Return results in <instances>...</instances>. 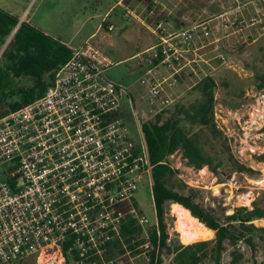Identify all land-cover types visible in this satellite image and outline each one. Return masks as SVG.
<instances>
[{
  "label": "built area",
  "instance_id": "2783aa9c",
  "mask_svg": "<svg viewBox=\"0 0 264 264\" xmlns=\"http://www.w3.org/2000/svg\"><path fill=\"white\" fill-rule=\"evenodd\" d=\"M151 2L145 12L157 41L142 54L150 69L141 83L154 111L171 104L161 97L166 84L176 83L187 67L197 73L189 58L197 33L190 28L170 33L158 0ZM240 13L232 9L222 14L221 30L242 32L261 22L259 15L241 21ZM101 24L108 32L116 29L109 16ZM218 57L225 62L223 54ZM113 65L88 41L56 71L45 95L0 118V264H18L50 250L66 262L67 243L76 264H126L125 256L130 264L140 256L149 259L153 245L147 231L141 246L147 253L107 259L127 214L141 225L149 222L135 207L125 211L117 205L132 202L146 177L151 189L153 167L143 133L138 140L129 136L117 115L127 88L105 77ZM161 66L171 75L157 78Z\"/></svg>",
  "mask_w": 264,
  "mask_h": 264
},
{
  "label": "trees",
  "instance_id": "16d2710c",
  "mask_svg": "<svg viewBox=\"0 0 264 264\" xmlns=\"http://www.w3.org/2000/svg\"><path fill=\"white\" fill-rule=\"evenodd\" d=\"M148 6L151 9L150 3ZM120 12L125 14L123 8L116 7L111 12L110 19L115 21ZM13 33L14 36L0 60V118L45 95L53 84L56 71L75 51L30 23L20 22L18 17L0 8V51ZM262 77L264 79V76ZM18 79H27L31 84H22ZM194 86L200 96L191 104H177L166 119L164 115L169 111L168 108L156 113L155 118L150 121H140V130L144 135L153 166L150 192L157 223L146 228L133 214H127L120 235L109 245L108 260L117 259L128 252L133 256L142 253L141 246L146 243L144 235L147 231L153 245L147 253L149 259L145 258L149 264H163L162 255L165 249L169 254H173L172 264H222L227 242L235 246L243 241L255 246V235L264 233V227H258L254 223L264 219V207L255 203L253 209L240 207L232 214L208 210L197 201L198 189L181 180L179 170L169 163L172 155L182 152L187 162L198 169L208 166L219 174V168L226 166L225 158L213 155V152L208 150L206 141L209 138L219 142L220 130L215 121L216 79L207 75ZM261 88H264V83ZM226 160L231 161L232 158L228 157ZM232 165L241 172L251 170L234 161ZM174 203L183 205L193 216L214 230L215 238L190 245L169 244L166 216L169 214L170 205ZM133 207L138 213H142L135 198L132 202L117 205V209L125 211ZM69 245L70 243L63 245L66 264H76V254L68 253ZM242 257L240 254H234V262H238ZM124 259L126 264H130L129 256ZM88 264L103 263L100 260H91Z\"/></svg>",
  "mask_w": 264,
  "mask_h": 264
},
{
  "label": "rangeland",
  "instance_id": "374dc122",
  "mask_svg": "<svg viewBox=\"0 0 264 264\" xmlns=\"http://www.w3.org/2000/svg\"><path fill=\"white\" fill-rule=\"evenodd\" d=\"M201 1L199 0L198 2ZM114 2L115 0H100L98 6L99 14L103 15ZM145 2L149 1L129 0L128 6L134 8L139 3L143 4ZM232 5L231 1L228 0L227 8ZM235 5L234 9L239 4ZM88 6L86 5V7ZM88 9L91 8L88 7ZM189 9L190 0L179 2L177 11L179 10L180 13L189 14L190 16ZM252 14V11L249 9L246 10L247 20L255 16ZM116 24V31L109 32L107 35H110V37L119 43L118 48L120 49V54H118V57L134 56L141 47L147 48L154 43V37L150 31L141 33L143 40H139L140 33L135 27L127 34L120 21L116 22ZM105 32H107L105 29L102 30L99 37L95 39V42H98ZM234 32L235 29L233 28L227 32L220 31L222 35L227 36L223 45L219 47V50L211 53V66L208 65L209 71L206 70L207 72L205 73L202 70L201 74L198 76L195 75L193 79H190L189 92L179 97L161 96L162 100L171 101V104L164 108L169 109L164 115L166 119L170 116V112L175 110L177 104L189 105L200 96V93L194 89L195 86H193V83L206 75H212L216 79L215 121L220 130L218 133L219 142L212 141V139L209 140V138L206 141L208 142V150L213 152V155L220 156L223 159L225 158L226 166L219 168V174H216L206 166L207 170L205 174L201 172V169L190 165L183 157L182 152H177L172 155L169 158V163L179 170L178 175L181 180L190 187L198 189L197 201L199 203L208 210L225 214H232L240 207L253 209L255 203L260 207H264V187L259 182L264 179V88H261V84L264 83L262 77L264 76V53L258 52V49L252 45L249 31L244 29L240 33ZM13 36L14 33L1 47L0 60ZM97 45L105 53H110L109 46L105 44ZM114 49H117V46ZM121 51L123 52L122 54ZM219 54L224 55L226 58L225 62L218 57ZM115 59L114 62L117 65L116 61H119V59ZM198 64H203V62L200 61ZM124 66L137 69L139 68V59H131ZM198 69L200 70V66L197 67V71ZM18 80L22 84H31L27 79ZM135 103L132 113L128 112V117H126L125 130L129 136L138 140L141 138V131L138 129L137 112H139L142 121L146 122L155 118L156 113L162 110L158 107V109L152 111L147 100H136ZM143 114H145L144 117H142ZM228 157H231L232 160H226ZM233 161L251 170L248 169L241 172L233 168ZM134 198L142 210V213H139V215L149 220L145 224V227L149 228L156 224L157 215L150 194L149 178L146 177L144 182L139 184ZM169 208V214L166 216L167 231L169 233L168 243L171 245H184L180 240L179 232L176 230L177 218L172 212L171 205ZM262 220L260 219L258 222L257 220L254 221L255 225L264 227V221ZM254 245L252 246L242 241L234 246L230 242H227L226 250L222 256V264H264V233L255 235ZM142 250V254L147 253L146 249ZM45 254L51 257L57 256V259L46 262L41 257V254L39 258L34 255L23 260L22 264H66L64 260L62 262L61 256L56 251L50 250ZM234 254H240L243 257L238 262H234ZM162 258L164 261L163 264H172L173 254H169L165 249L163 250ZM134 264L149 263L144 256H140L134 260ZM206 264L211 263L206 262Z\"/></svg>",
  "mask_w": 264,
  "mask_h": 264
},
{
  "label": "crops",
  "instance_id": "0c3cea01",
  "mask_svg": "<svg viewBox=\"0 0 264 264\" xmlns=\"http://www.w3.org/2000/svg\"><path fill=\"white\" fill-rule=\"evenodd\" d=\"M182 1L183 0H158L157 9L165 18L166 26L170 33L185 28L196 29L197 36L194 52L190 53L189 58L190 66L194 65L197 68L199 65L200 70L198 69L196 73L193 72L191 68L187 67L186 70L177 77L176 83H173L171 80L166 84V91L162 95L183 96L186 92L190 91V79H193L195 75L198 76L201 74L202 70L205 71V73L207 72L206 70L209 71L208 65L211 66V53L215 52L218 47H221L227 37L220 33L222 27L221 15L234 9L235 4H239L237 8H235L241 10L239 14V19L241 21L247 20L246 10L248 9L253 12L252 15H259L261 17L260 23L246 28V31L250 32L249 36L250 39H252V45L258 49V52L264 53V0H229L233 5L228 8V0H202L201 2H198L199 0H190V16L189 14L180 13L179 10L177 11L179 2L181 3ZM128 2L129 0H115L103 15H100L98 11L100 0H0V8L18 17L20 22L30 23L38 30L67 44L74 50L80 49L88 41L92 42L96 47H98L97 44L109 46L110 53H105L102 49L101 50L111 58L113 62L116 60L115 58H118L119 61H116L117 65L114 62V65L106 70L105 77L127 88V93L123 99L121 109L117 113V115L125 121L126 126V117H128V112L132 113L136 100H145L147 96L148 88L141 83V80L146 76L150 66L149 63L144 60V58L146 59V55L142 56V54L154 46L157 41V37L149 28L153 22L150 21L151 19H147L148 16L145 12V9L147 7L149 8V3L152 7L151 0L149 3H139L134 8H130ZM241 4H243V6H241ZM86 5H89L88 7L91 9H88ZM116 7L123 8L125 12V14L120 12L115 18V21H120L127 34L135 27L140 33L139 40H143L141 33L150 31L154 37V43L147 48L141 47L134 56L118 57V54H120V49L118 48L119 43H117L114 38L110 37V35H107L109 32L101 27L103 18L110 16L111 12H113ZM127 12H131L132 14L127 16ZM111 21L116 24L112 18ZM104 29L107 32L104 33L98 42H95V39L99 37ZM116 29L114 31H116ZM234 33L240 32L235 31ZM116 46L117 49H114ZM122 53L121 51V54ZM134 58L139 59V68L135 69L124 66L127 61ZM194 61H201L203 64H196ZM184 63L186 62L184 61ZM170 75L171 71L164 66L159 67L155 71V76L157 78L162 79ZM199 80L193 83V86L196 85ZM144 116L145 114H143L142 117ZM137 117L138 129L141 131L140 121L142 118H140L139 112H137Z\"/></svg>",
  "mask_w": 264,
  "mask_h": 264
},
{
  "label": "bare ground",
  "instance_id": "6f19581e",
  "mask_svg": "<svg viewBox=\"0 0 264 264\" xmlns=\"http://www.w3.org/2000/svg\"><path fill=\"white\" fill-rule=\"evenodd\" d=\"M206 170H207L206 167H204L201 169V172L205 173ZM259 182L260 185L264 187V179L260 180ZM171 207L173 214L177 218L176 230L179 232L180 240L184 245H190L195 242L210 240L215 237V231L207 227L198 218L193 216L190 210L185 208L183 205L174 203L172 204ZM262 221H264V219ZM41 257H43V259L46 260V262L57 259V256L51 257L46 255L45 253H42Z\"/></svg>",
  "mask_w": 264,
  "mask_h": 264
},
{
  "label": "water",
  "instance_id": "95a60500",
  "mask_svg": "<svg viewBox=\"0 0 264 264\" xmlns=\"http://www.w3.org/2000/svg\"><path fill=\"white\" fill-rule=\"evenodd\" d=\"M18 30V28L15 30V32L14 33H16V31ZM151 191V190H150ZM150 194H151V196H152V193L150 192Z\"/></svg>",
  "mask_w": 264,
  "mask_h": 264
}]
</instances>
